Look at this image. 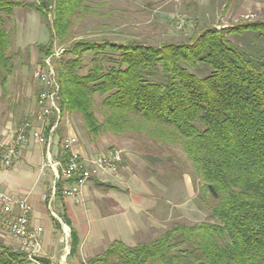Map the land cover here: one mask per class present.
I'll list each match as a JSON object with an SVG mask.
<instances>
[{"label":"trees","instance_id":"trees-1","mask_svg":"<svg viewBox=\"0 0 264 264\" xmlns=\"http://www.w3.org/2000/svg\"><path fill=\"white\" fill-rule=\"evenodd\" d=\"M94 6L93 0H0L2 96L14 55L4 24L24 7L49 31V42L37 45L40 60L55 42L62 49L54 65L58 126L79 115L92 143L102 135L137 134L164 149L181 148L200 181L207 218L173 222L133 246L116 240L81 264H264V53L254 41L243 47L225 35L262 36L264 21L209 27L187 42L161 45L78 39L75 28L97 16ZM87 53L90 65L81 72ZM70 237L72 255L78 239L71 228ZM0 260L22 264L23 254L0 245Z\"/></svg>","mask_w":264,"mask_h":264},{"label":"rangeland","instance_id":"rangeland-1","mask_svg":"<svg viewBox=\"0 0 264 264\" xmlns=\"http://www.w3.org/2000/svg\"><path fill=\"white\" fill-rule=\"evenodd\" d=\"M93 3L97 16H87L75 28L78 39L161 45L166 42H187L209 27L225 30L246 22L264 21V0H93ZM13 18L14 21H6L4 24L11 33L14 55L13 69L8 76L9 94L7 99L0 100V127L4 124L5 116L18 114L20 110L18 104L9 101L10 94L15 95L25 87L29 93L26 105L33 108L32 98L36 89H40L33 73L45 58L40 60L37 45L47 44L50 37L36 11L20 7ZM225 35L243 47L254 41L255 49L264 53V35L256 36L246 32L241 35L226 32ZM17 44L23 49H18ZM59 49L55 42L48 55L53 65H56V58L62 54ZM57 51L58 56L55 55ZM91 56L90 53L84 54L81 72H85L90 65ZM196 73L203 75L204 71L197 70ZM72 133L89 154H107L115 150L121 153L123 167L116 174L134 182V197L140 206L146 207L143 211L145 220L154 223L153 227L144 230L140 236L142 240L149 241L156 237L170 228L173 222L191 224L207 218V211L198 200L199 196H203L199 188L200 181L194 176L190 162L181 148L164 149L137 134L121 137L102 135L96 143H92L79 115H68L61 121L60 139ZM3 150L0 147V156ZM44 163V168H52L47 158ZM68 230L62 225L59 232L60 250L65 253L70 245L69 235L65 234ZM81 258L78 256V260H75L71 257V264H81Z\"/></svg>","mask_w":264,"mask_h":264},{"label":"crops","instance_id":"crops-1","mask_svg":"<svg viewBox=\"0 0 264 264\" xmlns=\"http://www.w3.org/2000/svg\"><path fill=\"white\" fill-rule=\"evenodd\" d=\"M16 12L17 9H15L14 15ZM16 47L23 49L19 44ZM7 86L5 96H2L3 91L0 86L1 101L3 98L7 99L6 96L9 94V80H7ZM38 89L39 87L32 98L34 106H36ZM19 90L15 95L10 94L9 96L11 99L9 101L20 106L18 114L5 116L3 118L5 119L4 124L0 127V147L3 149L11 143L13 130L22 122L19 119L24 118L26 120L34 117L36 107L31 108L26 105L29 102L28 91L25 90V87ZM17 118H19L18 122H16ZM60 125L53 135L51 149L53 161L61 159L59 153ZM79 151L86 157L97 155L89 154L87 149L80 145ZM45 158L47 156L44 146L31 140L18 150L12 165L0 173L2 188L6 192L26 197L32 206L30 227L42 228L41 256L44 264H61L62 258L66 254L61 252L59 244V232L62 225L71 228L78 239L76 251L70 255L71 237L69 234L70 245L66 255V264H71V257L78 260V256L82 257L81 261L85 263L86 260L102 254L116 240L129 246L146 242L140 236L145 229L153 227L154 223L145 220L143 211L146 210V207L140 206L139 201L135 199L132 191L134 182L131 179L126 180L122 175L113 174L109 171L101 172L98 176L91 178L84 186L82 190L83 202L75 204L70 198L63 196L64 183L56 180L55 168L48 166L44 168ZM122 167L123 164L120 169ZM52 189H58V192L48 204L47 198ZM0 245L20 250L18 242L1 227Z\"/></svg>","mask_w":264,"mask_h":264},{"label":"built area","instance_id":"built-area-1","mask_svg":"<svg viewBox=\"0 0 264 264\" xmlns=\"http://www.w3.org/2000/svg\"><path fill=\"white\" fill-rule=\"evenodd\" d=\"M62 52V49H59ZM55 55H59V53ZM51 56H46L42 64L36 66L33 77L39 83L40 89L36 95V108L33 119H26L19 123L12 134V141L5 146L0 156V173L8 169L18 150L31 140L44 146L48 163L55 168V178L62 181L63 196L70 198L75 204L83 202V188L93 177L101 172L109 171L116 174L122 165V155L115 150L107 154H97L92 157L83 156L79 151L78 138L75 134H69L60 141L61 159H51L53 135L56 132L60 119V107L58 104V81ZM54 122L49 125L50 120ZM55 195L52 189L47 198L51 203ZM32 206L26 197L6 192L0 184V227L18 242L19 249L23 254L22 264H43L41 259L42 228L30 227V215ZM69 228L66 225H63ZM70 234V229L65 232ZM0 264L7 263L0 260Z\"/></svg>","mask_w":264,"mask_h":264},{"label":"water","instance_id":"water-1","mask_svg":"<svg viewBox=\"0 0 264 264\" xmlns=\"http://www.w3.org/2000/svg\"><path fill=\"white\" fill-rule=\"evenodd\" d=\"M68 252H69V250H68ZM68 252L63 256L61 264H66L65 260H66V255L68 254Z\"/></svg>","mask_w":264,"mask_h":264}]
</instances>
